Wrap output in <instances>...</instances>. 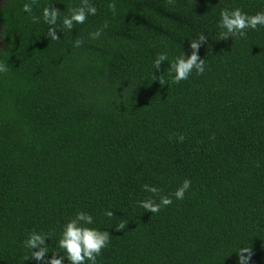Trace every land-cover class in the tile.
<instances>
[{
  "label": "trees",
  "instance_id": "1",
  "mask_svg": "<svg viewBox=\"0 0 264 264\" xmlns=\"http://www.w3.org/2000/svg\"><path fill=\"white\" fill-rule=\"evenodd\" d=\"M26 2L0 7V264H37L31 232L58 239L79 211L110 232L97 264H238L244 246L264 264V27L218 40L222 9L252 15L264 0H90L96 15L71 31L62 19L81 0H37L31 14ZM50 4L59 40L32 21ZM200 33L204 74L156 72L159 54H190ZM185 178L184 199L137 205L144 184L171 195Z\"/></svg>",
  "mask_w": 264,
  "mask_h": 264
},
{
  "label": "clouds",
  "instance_id": "2",
  "mask_svg": "<svg viewBox=\"0 0 264 264\" xmlns=\"http://www.w3.org/2000/svg\"><path fill=\"white\" fill-rule=\"evenodd\" d=\"M171 2V0H169ZM37 0H31L23 4V11L31 14L33 6ZM5 0H0V7L4 6ZM109 9L115 14L116 4L109 3ZM98 9L95 5L90 3V0H81L79 6L69 9V14L62 19L63 28L71 31L76 24H84L90 15H96ZM219 27L224 29L220 32L218 40H228L230 37L235 40L237 38H246L248 30H257L258 27H264V11H259L255 14L249 15L240 8L222 9L220 11ZM43 20L47 24L48 31L46 37L51 40H59L56 25L60 20V9L54 4L45 6L42 10V17L32 16L34 23H39ZM108 25L104 24V28ZM102 34V29L90 32L89 37L93 40L98 39ZM4 37H0L2 41ZM208 38L203 33L198 35L197 39L190 40L189 47L191 53L184 52L174 60L169 61L166 53H161L154 60V68L156 72L162 73V66L164 62H168L167 71L172 77L171 83L180 84L182 81L188 80L193 72L196 75H202L205 72V60L199 55V50L202 45L207 42ZM83 40L77 38L74 41V47H80ZM8 68L5 63L0 62V73H6ZM161 85H166L163 75L158 78ZM172 139V137H169ZM176 139L183 142L185 137L180 134ZM259 166V162H257ZM144 191L149 192L152 196L137 201V205L151 214H157L161 208L170 206L173 203V197L177 200H182L185 193L191 187V180L185 178L182 184L171 194L161 195L160 189L156 186L144 184ZM159 197V202L156 201ZM105 215L109 218L115 215L112 210H106ZM94 223V218L91 214L84 211H79L77 214L69 219L62 228L60 237L55 238L52 233H40L35 230L31 232L29 237L24 241V247L31 250L30 255L26 260L32 259L37 264H64L65 260L68 264H97V257L100 256L103 250L110 245V232L101 231L97 228L90 227ZM126 228L124 222L115 225L116 231H123ZM54 238L56 246L52 252L51 257L47 254L50 252L47 239ZM38 249V250H37ZM238 254V264H249L253 250L251 247H240L235 251Z\"/></svg>",
  "mask_w": 264,
  "mask_h": 264
}]
</instances>
